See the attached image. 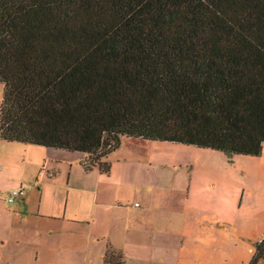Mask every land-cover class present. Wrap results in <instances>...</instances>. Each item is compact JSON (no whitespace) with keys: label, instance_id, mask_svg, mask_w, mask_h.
<instances>
[{"label":"trees","instance_id":"trees-1","mask_svg":"<svg viewBox=\"0 0 264 264\" xmlns=\"http://www.w3.org/2000/svg\"><path fill=\"white\" fill-rule=\"evenodd\" d=\"M0 84L1 141L86 169L123 139L257 157L264 0H0Z\"/></svg>","mask_w":264,"mask_h":264},{"label":"crops","instance_id":"crops-1","mask_svg":"<svg viewBox=\"0 0 264 264\" xmlns=\"http://www.w3.org/2000/svg\"><path fill=\"white\" fill-rule=\"evenodd\" d=\"M114 155L104 174L82 153L0 140V264H104L109 249L112 264H173L165 254L190 226L231 211L228 187L194 166L198 149L123 139ZM18 187L25 197L9 204Z\"/></svg>","mask_w":264,"mask_h":264},{"label":"rangeland","instance_id":"rangeland-1","mask_svg":"<svg viewBox=\"0 0 264 264\" xmlns=\"http://www.w3.org/2000/svg\"><path fill=\"white\" fill-rule=\"evenodd\" d=\"M2 94L3 86L0 84V105ZM199 150L203 157L196 160L194 166L206 168L210 178L222 183L226 189L228 187L231 193L228 208L231 211L223 216L225 222L209 220L207 223H194L188 230L189 240L175 254L165 255L170 259L175 257L173 264H248L254 244L264 235V146L257 157ZM109 156L108 161L116 166L119 155ZM214 231L218 234L210 236ZM191 232L196 236L207 234L208 241L201 242L203 239L193 237ZM118 255L115 251L112 256L109 249L106 259L115 263L119 260ZM258 264H264V260Z\"/></svg>","mask_w":264,"mask_h":264},{"label":"built area","instance_id":"built-area-1","mask_svg":"<svg viewBox=\"0 0 264 264\" xmlns=\"http://www.w3.org/2000/svg\"><path fill=\"white\" fill-rule=\"evenodd\" d=\"M1 171V167H0ZM26 195V190L22 187L11 189L6 194V200L9 204L14 203L15 201L24 198Z\"/></svg>","mask_w":264,"mask_h":264}]
</instances>
